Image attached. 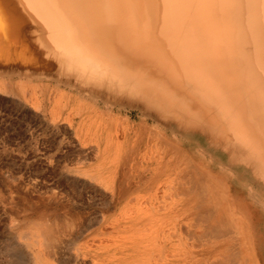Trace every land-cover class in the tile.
<instances>
[{
	"label": "rangeland",
	"instance_id": "1",
	"mask_svg": "<svg viewBox=\"0 0 264 264\" xmlns=\"http://www.w3.org/2000/svg\"><path fill=\"white\" fill-rule=\"evenodd\" d=\"M0 46V264H151L150 258L166 264L176 256L182 259L187 249L193 256L189 264L225 260L237 264L230 255H239L237 261L242 264H264V208L249 193V186L254 187L257 199L264 202V178L243 161L253 147L248 139L231 137L232 144L223 147L213 143L198 124V129L184 127L174 118L159 116L149 103L86 86L52 63L40 65L48 61V53L33 56L37 48L30 42H24L20 50L15 45ZM28 46L31 55L26 52ZM43 48L48 49L44 44ZM19 51L22 57L32 56L27 61L35 65H27L25 58L22 61ZM149 89L153 95H162ZM150 131H160L190 159H200L202 171L212 172L225 183L232 208L240 214L238 220L251 229L250 249L240 236L229 241L227 236L207 233L211 231L207 218H194L188 224L182 215L169 214V205L178 200L174 188L164 184L166 179L141 187L145 153L148 157L164 151L162 147L132 148ZM229 150L237 152L240 160L232 159ZM176 221L175 235L176 229H171ZM166 233L173 237L166 251L170 256L160 241ZM223 256L231 261H221Z\"/></svg>",
	"mask_w": 264,
	"mask_h": 264
},
{
	"label": "bare ground",
	"instance_id": "2",
	"mask_svg": "<svg viewBox=\"0 0 264 264\" xmlns=\"http://www.w3.org/2000/svg\"><path fill=\"white\" fill-rule=\"evenodd\" d=\"M0 33V38L12 39L0 40L1 45H15L13 48L20 50L24 42H30L33 49L37 48L31 52L28 46L26 52L30 55L48 53V61L40 65L52 63L86 86L149 103L156 107L153 109L159 116L174 118L184 127L202 126L213 143L226 147L232 144L231 137L248 139L253 147L250 145L243 161L264 178V0H0ZM22 51L20 59L27 61L32 57H22ZM26 63L35 65L34 61ZM149 88L162 95H153ZM158 132L150 131L147 138L140 133L141 137L131 146L134 150H164L148 157L145 151L141 163L145 171L139 175L144 186L141 187L148 188L166 179L164 184L174 188L178 200V204L169 205V214L182 215L188 224L194 218H207L211 230L207 233L227 236L229 241L240 236L250 249L251 229L245 221L238 220L240 214L232 208L225 183L212 172L202 171L200 159L192 156L191 160L179 145ZM231 156L240 160L237 152ZM146 170L151 172L149 176ZM249 191L256 204L264 208L255 188L249 186ZM124 194H120L122 198ZM177 229L176 221L169 234H178ZM170 236L166 233L160 237L165 255L169 254L168 243L173 242ZM133 244L137 246L136 242ZM234 256L230 255L231 260L242 264L237 261L241 257ZM192 257V250L187 249L182 259L167 258L166 264H189ZM162 259L161 263H165ZM150 262L154 263L151 258ZM232 263L225 260L221 264Z\"/></svg>",
	"mask_w": 264,
	"mask_h": 264
}]
</instances>
